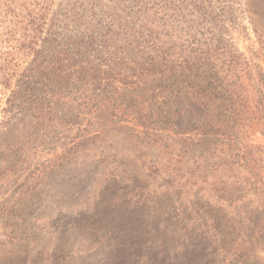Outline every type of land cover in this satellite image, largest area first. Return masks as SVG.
Masks as SVG:
<instances>
[{"label": "rangeland", "instance_id": "rangeland-1", "mask_svg": "<svg viewBox=\"0 0 264 264\" xmlns=\"http://www.w3.org/2000/svg\"><path fill=\"white\" fill-rule=\"evenodd\" d=\"M48 18L118 36L64 86L0 74V264H264V0Z\"/></svg>", "mask_w": 264, "mask_h": 264}, {"label": "trees", "instance_id": "trees-1", "mask_svg": "<svg viewBox=\"0 0 264 264\" xmlns=\"http://www.w3.org/2000/svg\"><path fill=\"white\" fill-rule=\"evenodd\" d=\"M55 1L0 0V74L4 86L10 85L27 59H30L29 70L39 78L50 76L53 83L64 86L69 82L68 77L88 69L85 62L90 54L99 51L100 46L107 47L117 38L111 27L101 31L87 29L88 32L81 28L73 36L64 35V29L56 32L53 30L55 24L48 18ZM77 22L80 23L79 19ZM149 34L153 36V31ZM154 49L156 58L167 59L160 55L163 53L161 48L156 46ZM22 96L25 99V94ZM33 113L42 120L50 115L39 107H35Z\"/></svg>", "mask_w": 264, "mask_h": 264}]
</instances>
